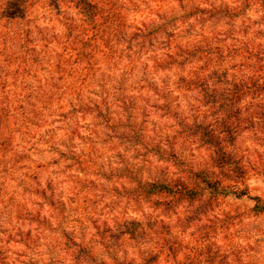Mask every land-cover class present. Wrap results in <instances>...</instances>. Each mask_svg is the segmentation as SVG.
I'll return each mask as SVG.
<instances>
[{
	"label": "rangeland",
	"instance_id": "374dc122",
	"mask_svg": "<svg viewBox=\"0 0 264 264\" xmlns=\"http://www.w3.org/2000/svg\"><path fill=\"white\" fill-rule=\"evenodd\" d=\"M116 1L122 32L106 49L100 37L90 65H81L66 50L77 12L56 0H0V107L4 119H14L0 126V264H264V214L253 212L255 198L264 203V135L242 132L235 141L245 170L239 182L212 191L193 180L189 170L211 168L210 152L171 116L187 124L212 118L201 95L178 90L173 71L158 70L170 44L184 39L201 50L211 42L225 57L238 52L227 61L212 51L235 75L243 47L264 45L260 0ZM190 6L244 12L198 14L193 28L170 27L152 47L129 45L136 30ZM111 12L99 16L103 26ZM23 32L39 58L25 72L17 63ZM148 142L167 144L178 162L161 164L138 145ZM134 179L183 181L211 201L212 212L191 225L185 208L162 217L135 198ZM210 220L215 239L205 232ZM169 243L175 258L166 253Z\"/></svg>",
	"mask_w": 264,
	"mask_h": 264
},
{
	"label": "trees",
	"instance_id": "16d2710c",
	"mask_svg": "<svg viewBox=\"0 0 264 264\" xmlns=\"http://www.w3.org/2000/svg\"><path fill=\"white\" fill-rule=\"evenodd\" d=\"M58 7L63 10H74L79 15V19L72 21L73 25H69L68 29L72 38L70 45H67V52L74 57L75 64L90 65V56L93 54L94 43L99 42V38L103 40V47L106 49L113 39L118 38V33L122 32V24L118 17L116 0H56ZM260 7L264 8V0H260ZM184 8V7H183ZM245 8V7H244ZM187 12L182 11L175 16H161L156 21L148 23L147 26L136 30L132 33L129 45L139 44L137 49H143L145 46H153L159 38L166 35L168 30L173 27L193 28L191 19L198 14H208L210 17L222 15L226 18L235 13L233 9H201L198 11L195 7L190 6ZM115 11V19L105 26L99 16L111 14ZM236 14L241 15L243 8L236 7ZM114 14V13H113ZM82 18L85 26L81 29L78 24ZM185 25V26H184ZM264 34V24L261 29ZM28 32H23L21 48V56L17 63L20 64L22 70L31 67L39 61L35 54V48L30 47L32 41L28 40ZM68 35V33H67ZM108 38H111L110 40ZM193 39V36H188ZM186 39V40H189ZM181 39L179 44L172 42L170 48L161 56V65L158 70L170 72L175 75L174 85L180 91L196 92L201 95L199 101L201 106L209 112L212 118L209 123L193 122L187 124L186 121L176 114L171 119L177 123L180 133H187L186 138L198 137L204 142L210 152L211 168L209 170H201L188 173L191 178L217 191L219 186L224 182H239L245 174L244 168L233 150V145L238 136L242 132H260L264 135V45L255 49L248 45L243 47L241 58L243 61L235 75L229 76L226 71L221 69L220 61H213L215 55L212 51L217 52L220 59L231 60V56L237 55L238 52H231L229 57L219 52L218 47L212 50L211 42L206 43L205 50L199 47H193L194 42L183 44ZM32 46V45H31ZM147 47V48H148ZM226 51H231L227 49ZM221 54V55H220ZM229 54V53H228ZM226 55V54H225ZM190 68V69H189ZM44 93V92H43ZM5 107H0V126L5 122L11 125L14 119H4ZM161 110H165L161 107ZM14 111V110H13ZM7 112L12 114V110ZM120 115L119 119H121ZM12 117V116H11ZM170 117V116H169ZM108 123V121H106ZM132 132V131H131ZM145 151L156 157L161 164H169L178 162V157L171 148L162 149L161 145L154 142H148L146 145L138 143ZM5 156L0 153V168L5 164ZM172 160V161H171ZM9 161V160H8ZM131 189L135 193V198H141L149 202L155 209L161 210V216L170 218L176 215L179 209H187V220L189 225L198 222L200 219L209 218L212 212L211 201L203 199V193L183 181H173L166 179H154L149 182H143L140 179H134ZM151 202V203H150ZM194 204H197L194 209ZM253 212L264 214V203L259 198H255ZM185 213V215H186ZM212 220V218H210ZM205 230L207 234L213 232L212 239H215L214 223H211ZM186 221V220H185ZM172 244L166 247V253L174 257V249ZM144 260L138 264H145ZM211 263V262H209ZM115 264H135L133 262H119ZM213 264V262L211 263Z\"/></svg>",
	"mask_w": 264,
	"mask_h": 264
}]
</instances>
